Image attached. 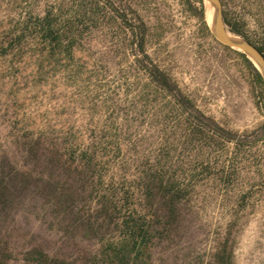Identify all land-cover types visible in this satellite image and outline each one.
<instances>
[{
  "label": "rangeland",
  "instance_id": "374dc122",
  "mask_svg": "<svg viewBox=\"0 0 264 264\" xmlns=\"http://www.w3.org/2000/svg\"><path fill=\"white\" fill-rule=\"evenodd\" d=\"M220 5L264 55V0ZM202 7L0 0V264H92L130 216L146 264H264V90Z\"/></svg>",
  "mask_w": 264,
  "mask_h": 264
},
{
  "label": "trees",
  "instance_id": "16d2710c",
  "mask_svg": "<svg viewBox=\"0 0 264 264\" xmlns=\"http://www.w3.org/2000/svg\"><path fill=\"white\" fill-rule=\"evenodd\" d=\"M204 8H201V19L204 25H206L205 17L203 16ZM260 50V49H259ZM239 54L245 59V61L250 66L253 71L254 77L256 81L263 86L264 90V79L259 72V70L253 65V63L245 56L243 52H239ZM156 71V81L160 85H166L167 79L166 76L155 67ZM263 99H264V91H263ZM158 181V184L162 185L163 189V199L167 197L166 202L173 203L174 196L173 192L169 188H167L166 184H163L162 180L153 178L148 183H146L145 189L151 191L152 182ZM150 182V183H149ZM173 206V204H172ZM170 206L168 213L173 212V207ZM126 224V235L122 238L114 240L112 238L103 239L100 244V248L97 252L92 254L94 258L91 262L92 264H146L145 256L148 252L150 235L148 231L143 228V226L138 225L135 219L130 216L127 220H125ZM27 257H30L31 260H35L38 264H48L46 261L48 260L44 251L40 248H35L34 250H27L25 252ZM51 260V259H49ZM53 263L56 264V261L53 260ZM59 264H66L65 262H60ZM213 264H223L222 260L219 256L215 257Z\"/></svg>",
  "mask_w": 264,
  "mask_h": 264
},
{
  "label": "water",
  "instance_id": "95a60500",
  "mask_svg": "<svg viewBox=\"0 0 264 264\" xmlns=\"http://www.w3.org/2000/svg\"><path fill=\"white\" fill-rule=\"evenodd\" d=\"M212 4L214 10L211 19V29L215 37L223 44L240 50L259 70L264 79V55L263 53L249 41L237 36H229L225 30L224 19L222 15L220 0H207Z\"/></svg>",
  "mask_w": 264,
  "mask_h": 264
},
{
  "label": "bare ground",
  "instance_id": "6f19581e",
  "mask_svg": "<svg viewBox=\"0 0 264 264\" xmlns=\"http://www.w3.org/2000/svg\"><path fill=\"white\" fill-rule=\"evenodd\" d=\"M205 18H206V20H207L209 23L211 22V19H212V10H211V9L207 11V13L205 14ZM228 35H229V36H232V37H237L236 35H234V34H232V33H230V32H228Z\"/></svg>",
  "mask_w": 264,
  "mask_h": 264
}]
</instances>
